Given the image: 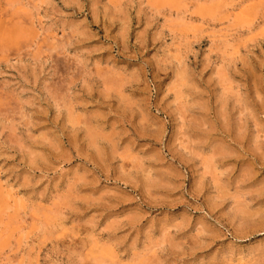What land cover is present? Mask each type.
<instances>
[{
	"label": "rangeland",
	"instance_id": "obj_1",
	"mask_svg": "<svg viewBox=\"0 0 264 264\" xmlns=\"http://www.w3.org/2000/svg\"><path fill=\"white\" fill-rule=\"evenodd\" d=\"M0 264H264V0H0Z\"/></svg>",
	"mask_w": 264,
	"mask_h": 264
},
{
	"label": "bare ground",
	"instance_id": "obj_2",
	"mask_svg": "<svg viewBox=\"0 0 264 264\" xmlns=\"http://www.w3.org/2000/svg\"><path fill=\"white\" fill-rule=\"evenodd\" d=\"M106 74V73H105ZM123 96V95H122Z\"/></svg>",
	"mask_w": 264,
	"mask_h": 264
}]
</instances>
